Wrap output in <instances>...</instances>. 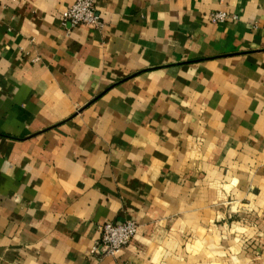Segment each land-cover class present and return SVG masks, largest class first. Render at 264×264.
Here are the masks:
<instances>
[{"label": "crops", "instance_id": "0c3cea01", "mask_svg": "<svg viewBox=\"0 0 264 264\" xmlns=\"http://www.w3.org/2000/svg\"><path fill=\"white\" fill-rule=\"evenodd\" d=\"M76 1L0 0V264H264V0Z\"/></svg>", "mask_w": 264, "mask_h": 264}, {"label": "built area", "instance_id": "2783aa9c", "mask_svg": "<svg viewBox=\"0 0 264 264\" xmlns=\"http://www.w3.org/2000/svg\"><path fill=\"white\" fill-rule=\"evenodd\" d=\"M61 20L64 26L72 28L103 29L105 27L97 11L96 0H77L63 13ZM228 20L229 17L224 12H217L211 17L213 24H222ZM99 233L100 238L93 247L92 254L101 258H117L125 249L132 246L139 233V224L133 220L106 223L99 227ZM245 264H252V262Z\"/></svg>", "mask_w": 264, "mask_h": 264}, {"label": "rangeland", "instance_id": "374dc122", "mask_svg": "<svg viewBox=\"0 0 264 264\" xmlns=\"http://www.w3.org/2000/svg\"><path fill=\"white\" fill-rule=\"evenodd\" d=\"M174 247H175V246H170L169 248L173 250ZM176 248H177V249H175L174 251H175V252H176V251L179 252L178 249H180V246H177ZM192 248H194V245H189V246H188L189 251H190V249H192ZM182 249H183V251H185V246H184V248H182ZM172 250H171V251H172ZM192 251H193V250H192ZM177 252H176V253H177ZM222 261H223V262H221V263H224V264H225V263H226V264L228 263L227 260H222ZM231 263H232V264H241V261H239V259H237V257H235V258L233 257V258H231Z\"/></svg>", "mask_w": 264, "mask_h": 264}]
</instances>
